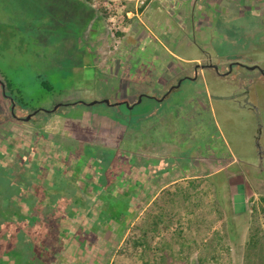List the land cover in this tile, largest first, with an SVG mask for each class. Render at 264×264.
Masks as SVG:
<instances>
[{
  "label": "rangeland",
  "instance_id": "374dc122",
  "mask_svg": "<svg viewBox=\"0 0 264 264\" xmlns=\"http://www.w3.org/2000/svg\"><path fill=\"white\" fill-rule=\"evenodd\" d=\"M152 1L137 8L134 0H0V75L11 83L6 95L0 83V141L25 140L20 152L30 149L35 168L49 170L42 181L66 182L75 198L96 200L103 177L115 185L111 195L132 200L137 216L124 236L123 229L85 235L80 223L69 224L81 222V211L61 214L62 233L49 245L61 264H264L259 216L242 225L232 206L239 196L237 208L247 214L254 195L264 209V0H155L149 8ZM100 22L102 39L113 37L117 52L131 55L126 81L102 82L87 68ZM131 45L140 46L131 52ZM205 64L195 81H178ZM120 84L129 95H150L132 109L114 105L125 99L109 93ZM10 97L19 118L41 111L18 120ZM60 104L71 106L44 112ZM60 198L62 208L71 204L65 193Z\"/></svg>",
  "mask_w": 264,
  "mask_h": 264
},
{
  "label": "trees",
  "instance_id": "16d2710c",
  "mask_svg": "<svg viewBox=\"0 0 264 264\" xmlns=\"http://www.w3.org/2000/svg\"><path fill=\"white\" fill-rule=\"evenodd\" d=\"M86 1L90 4L94 2V0ZM100 10L103 18L107 20L110 17V12L104 8H100ZM0 76V80L2 79L1 81L6 85V90L10 91L11 83L2 75ZM41 85L47 91H51V87L46 82H41ZM6 137L3 142L0 141L2 143V146H0V264H40V262L41 264H61L55 260V250L49 246L51 245L50 240L62 233L59 232L58 227V224L61 222L60 215L64 212L71 213L75 209L81 211L78 214L80 217H84H82L81 222H77L80 220H73L74 222L69 223L70 229H78V224L80 223L82 225L80 231H83L85 235L99 230H117L119 232L123 229V232L119 233H122V236H124L134 218L137 216V211H134L135 213L130 212V205H132L131 199L111 195L110 190L115 185L112 183L108 184L103 177H100L98 181L101 183L100 186H102L103 192H99L96 200H86L82 197L79 199L77 197L75 198L73 195L75 193L74 190L66 182L58 183L57 181L55 182V179L52 183H47V180L45 182L42 181L44 179L42 177L44 176L42 173L43 170H49L48 168H35L30 149H27L29 154L26 153L27 150H23V153L20 152V147H27L25 140H21V138L13 134H9ZM17 149L19 150L16 151ZM85 153L91 154L89 148ZM15 160H18V162L13 163ZM105 170H107V167H100L96 172H103ZM36 175H39L41 179H37L35 177ZM75 178L77 177L74 174ZM85 187L87 185L83 188ZM45 190H49L50 193H43ZM64 193L66 198L63 202L67 203L68 200L71 201V204L68 203L67 208L59 206L61 203L58 200L61 199L60 197ZM42 195L45 196V201L36 204L35 200L41 198ZM252 199L253 197L249 198L250 201ZM20 203L27 206V212H30L26 218L20 216ZM252 208L253 213L249 211L246 214L244 218L245 222H248L249 218L251 221H258L256 209L254 206ZM32 212L35 213L33 214L35 219L30 215ZM262 212L264 213L263 208ZM94 213L97 215L94 216ZM76 218L78 217L76 216ZM93 218H96L94 225L91 220ZM91 226H95L96 230ZM9 228L11 229L10 231H8ZM27 231L32 234L30 239L26 237ZM81 234L75 233V235L79 236ZM256 238L255 234L251 235L250 241L255 246L258 243V239ZM108 241L110 242L111 240L108 239ZM108 241H105V243H108ZM113 253L114 251H111V254ZM45 254L51 256L52 259L49 262L44 260L43 255L45 256Z\"/></svg>",
  "mask_w": 264,
  "mask_h": 264
},
{
  "label": "crops",
  "instance_id": "0c3cea01",
  "mask_svg": "<svg viewBox=\"0 0 264 264\" xmlns=\"http://www.w3.org/2000/svg\"><path fill=\"white\" fill-rule=\"evenodd\" d=\"M155 0H153L149 6V8L151 7V5L154 3ZM199 1V0H198ZM196 1V3L198 2ZM230 1H234V2H237L238 0H230ZM148 8V9H149ZM147 9V10H148ZM146 10V11H147ZM145 11V12H146ZM133 17L138 19L139 21L141 20V14L139 13H135L133 14ZM203 24L205 22V20H202ZM201 22V24H202ZM100 27H101V30H102V37L101 39H99L98 41H95L91 44V52L89 53L91 55V57L93 58L92 59V65H88L87 68L89 67H92V69L95 70V76L97 77V79H99L100 81L102 82H106L108 83V81L113 78V79H116L119 77V83L120 82H123V81H126V79L128 78V71L132 69V66L130 63L132 61V59L130 58V54L125 52H117L118 51V48L115 49L114 47V43L116 42L115 39L112 37L113 40H108L107 42V39L104 40L102 39L104 37V34H105V31H104V26L102 25V23L100 22ZM197 28V27H196ZM171 31V30H170ZM106 36V35H105ZM82 45V44H81ZM140 45H137V47H139ZM136 46H129L127 48L128 51H131L133 52L134 50H138ZM167 54L172 56L173 58L175 59H180L179 57H177L172 51H170L169 49L166 50ZM117 53V54H116ZM119 53V54H118ZM123 54V55H121ZM158 57V56H157ZM183 62V61H182ZM187 63H200L201 60H191V61H186ZM109 63H111V66H110V74H107L105 72V69L107 68V66L109 65ZM102 66V70L98 69L99 67ZM97 67V68H96ZM176 69V68H174ZM128 70V71H127ZM202 71V70H201ZM130 80H128L129 82ZM131 83V82H129ZM121 85V86H120ZM120 88L118 87L117 88V85H113L111 86V91L109 93H117L118 95L119 94H124V97L125 99L123 101H120V102H123V104H125L126 102L129 103L130 106L132 107H129V109H132L135 105H136V102L137 100L141 97V98H144L148 95H150L148 91H137L135 93H133L132 95H129L128 91H126V89L123 87L125 86V84H120ZM121 87H123V92L119 91L121 89ZM168 97V96H166ZM143 101V99H141ZM141 103V101H140ZM126 105V104H125ZM246 196V194H245ZM239 196H236L235 197V203L232 205L233 206V211H234V218L236 220H238L237 217H240V219L242 218V225L244 223V218L246 216V214L244 213H240L238 208H237V205H236V199L238 198ZM233 203V201H231ZM246 206H248L247 204V200H246ZM247 213L249 212L248 211V207H247ZM194 215L197 213L195 210H190ZM241 211V210H240ZM192 214V218L194 217ZM198 215V214H197ZM243 216V217H242ZM193 223H191L190 225H192ZM192 228V227H191Z\"/></svg>",
  "mask_w": 264,
  "mask_h": 264
},
{
  "label": "water",
  "instance_id": "95a60500",
  "mask_svg": "<svg viewBox=\"0 0 264 264\" xmlns=\"http://www.w3.org/2000/svg\"><path fill=\"white\" fill-rule=\"evenodd\" d=\"M257 68H258V66L249 67L250 70H255V69H257ZM263 73H264V72H263ZM0 83L2 84V87H3V90H4V94L6 95V93H5L6 85H5L4 83H2L1 80H0ZM10 100H11V102H12V107H11L12 114H13V116H14L15 118H17V116H16L15 113H14L16 104L14 103V100H13L11 97H10ZM139 101H141V98H140ZM103 102L106 103L107 105H112L111 102H110L108 99H104ZM97 103H98V102L94 101V102H91V103L88 104V105H89V106H93V105H95V104H97ZM120 104H123V103H122V102H117V103H115L114 105H120ZM125 104L127 105V107H132V106H130L129 103H127V102H126ZM69 105H71V104H60V105L56 106L53 110H51V111H44V112H47V113H48V112H54V111H56L59 107H66V106H69ZM40 111H41V110H40ZM40 111H36V112H34V113H32V114H29L26 118H23V119H21V120H24V121L28 122V121H30L34 116H36L38 113H40Z\"/></svg>",
  "mask_w": 264,
  "mask_h": 264
},
{
  "label": "built area",
  "instance_id": "2783aa9c",
  "mask_svg": "<svg viewBox=\"0 0 264 264\" xmlns=\"http://www.w3.org/2000/svg\"><path fill=\"white\" fill-rule=\"evenodd\" d=\"M134 1L136 3L137 8H143L146 6V4L149 0H134ZM249 203H250V210H249L250 213H253L252 207L254 206L256 209V212L259 216L260 226H261L262 230H264V213L262 212L261 208H259V202H258L257 198L254 197V195H253V199L251 201L249 200Z\"/></svg>",
  "mask_w": 264,
  "mask_h": 264
},
{
  "label": "flooded vegetation",
  "instance_id": "af4514ba",
  "mask_svg": "<svg viewBox=\"0 0 264 264\" xmlns=\"http://www.w3.org/2000/svg\"><path fill=\"white\" fill-rule=\"evenodd\" d=\"M205 67L207 68L208 65L205 64V65H199V66H197L196 70L194 71V75H193V76H191V77H190V76L182 77V78H179L178 81L181 80V79H182V80H183V79H189L190 81H195V80L198 78V71H199V69H200V70H204L203 68H205ZM213 67H214V66H213ZM213 67H212V68H213ZM229 73H230L229 71H224V72L221 73V75H222V76H227V75H229ZM262 73H263V72H262ZM181 82H182V81H181ZM181 82H180V84H181ZM177 88H178V86H174V87H172V88L169 90L168 93L170 94L171 92H173V90H175V89H177ZM167 91H168V90H167ZM169 94H168L167 96H169ZM122 103H123V102H122ZM17 119H18V120H21L22 118L17 117Z\"/></svg>",
  "mask_w": 264,
  "mask_h": 264
}]
</instances>
